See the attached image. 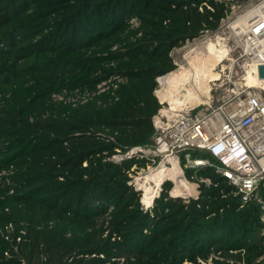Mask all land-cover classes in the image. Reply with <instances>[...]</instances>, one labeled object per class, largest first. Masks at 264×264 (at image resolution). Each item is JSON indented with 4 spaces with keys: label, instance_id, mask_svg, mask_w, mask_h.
<instances>
[{
    "label": "trees",
    "instance_id": "obj_1",
    "mask_svg": "<svg viewBox=\"0 0 264 264\" xmlns=\"http://www.w3.org/2000/svg\"><path fill=\"white\" fill-rule=\"evenodd\" d=\"M232 4L0 0V173L12 172L0 186V264H264V179L259 202L244 204L212 168L185 170L198 198L172 199L165 182L145 211L127 185L135 162L107 161L151 143L171 52L216 32ZM116 75L127 82L85 104L52 101Z\"/></svg>",
    "mask_w": 264,
    "mask_h": 264
},
{
    "label": "built area",
    "instance_id": "obj_2",
    "mask_svg": "<svg viewBox=\"0 0 264 264\" xmlns=\"http://www.w3.org/2000/svg\"><path fill=\"white\" fill-rule=\"evenodd\" d=\"M235 22L238 23V31L236 30L235 33L241 34L243 39L241 61L237 66L240 74L244 75L247 67L264 66V0H251L247 10ZM127 24L129 30L133 31L140 26L136 18L130 19ZM232 69L233 65L228 69L230 76ZM221 71L225 74L224 69ZM126 82L125 77L112 76L99 84L96 92L64 90L52 95V101L76 107L110 89L114 91ZM152 124L155 134L151 143L117 149L107 158V161L116 165L126 161L135 162L127 172L129 178L127 185L140 194V204L145 211L152 205L146 208L142 202L144 188L151 186V182L143 180L144 176L161 165L170 169L173 166L172 162L180 168L182 172L180 178L196 185L195 196L180 199H197L199 196V185L186 179L184 171L189 169L196 171L207 167L212 168L234 187L244 204L252 200L259 202L256 191L259 183L264 179V98L259 93L242 85H235L223 91L221 87L213 86L208 104L183 112L176 119H169L158 113L153 118ZM193 152L208 155L213 161L193 157ZM10 175H12L11 170L0 173V186L3 185V179ZM5 182L8 180L6 179ZM165 182L172 183V188L168 192L169 197L177 199L171 194L174 188L172 181L165 178L160 187ZM199 182L210 184L209 180L201 179ZM158 197L159 194L156 198Z\"/></svg>",
    "mask_w": 264,
    "mask_h": 264
},
{
    "label": "bare ground",
    "instance_id": "obj_3",
    "mask_svg": "<svg viewBox=\"0 0 264 264\" xmlns=\"http://www.w3.org/2000/svg\"><path fill=\"white\" fill-rule=\"evenodd\" d=\"M230 27L237 30L238 23L234 22ZM241 29L243 28L241 27ZM209 36L203 38V41H199L192 51L189 49L191 53L200 49V46L201 49L203 48L190 59L188 68L180 67L158 79L159 90L155 92V96L161 104L167 105V108L161 111L163 116H167L169 119L177 118L183 112L208 104L211 87L222 77H225L223 71H217V68L222 62L228 61L229 51L223 44L226 39L220 34ZM260 66L246 68L241 80L244 87L264 92V80L259 77L258 73ZM172 165L170 169L161 165L155 171L144 176L145 182H151V186L144 188L142 202L146 208H150L153 200L158 196V190L165 178L174 183V188L171 191L173 197L186 198L196 195V185L180 178L182 174L180 168L174 162Z\"/></svg>",
    "mask_w": 264,
    "mask_h": 264
},
{
    "label": "rangeland",
    "instance_id": "obj_4",
    "mask_svg": "<svg viewBox=\"0 0 264 264\" xmlns=\"http://www.w3.org/2000/svg\"><path fill=\"white\" fill-rule=\"evenodd\" d=\"M229 1L233 2L232 7H231V14L225 20L221 22L220 27L216 32H209L208 34L207 33L203 34L199 38L186 43L183 47L179 49H174L170 54L177 69L180 67L188 68L190 59H192L196 55V53L203 50V48L201 49V46H200V49L198 48L195 52L190 53V51H192L193 48L196 47L199 41L200 42L203 41V38L205 37L207 38L209 34H210L209 37L215 34L222 35V37L226 39L225 43L223 44L225 46V49L229 51V56H228V61L222 62L217 68V71H221L223 69L225 70V74H224L225 77H222L220 81L214 83L215 84L214 86L221 87L222 91L225 90L226 88H230L235 85L236 86L242 85L241 77L243 74H240L239 67L237 65L241 61L240 55H241V47H242L243 39H242L241 34H236L235 33L236 30H233L230 26L237 20L239 16H241L247 10V8L249 7V4L251 3V0H229ZM231 65H233L232 76H230L229 71H228V69L231 68ZM157 90H159V86ZM253 91L255 93H259L264 98L263 91L259 89H253ZM159 104L161 103L159 102ZM162 105L163 106L161 110L159 111V114H161V111L163 109L167 108L166 104H162ZM173 119H176V118H173ZM161 190H162V186L160 187V191L158 190L159 195L161 193ZM184 201L187 202L188 200H184Z\"/></svg>",
    "mask_w": 264,
    "mask_h": 264
},
{
    "label": "water",
    "instance_id": "obj_5",
    "mask_svg": "<svg viewBox=\"0 0 264 264\" xmlns=\"http://www.w3.org/2000/svg\"><path fill=\"white\" fill-rule=\"evenodd\" d=\"M258 73H259V77H260L261 79L264 80V66H260V67H259ZM154 95H155V94H154ZM155 97H156V96H155ZM156 98H157V97H156Z\"/></svg>",
    "mask_w": 264,
    "mask_h": 264
},
{
    "label": "clouds",
    "instance_id": "obj_6",
    "mask_svg": "<svg viewBox=\"0 0 264 264\" xmlns=\"http://www.w3.org/2000/svg\"><path fill=\"white\" fill-rule=\"evenodd\" d=\"M161 78V77H160ZM159 79V78H158ZM158 79L156 80V82H157V85H158ZM158 88V87H157ZM156 92V91H155ZM155 92H154V94H155ZM157 99V98H156ZM161 105V104H160Z\"/></svg>",
    "mask_w": 264,
    "mask_h": 264
}]
</instances>
